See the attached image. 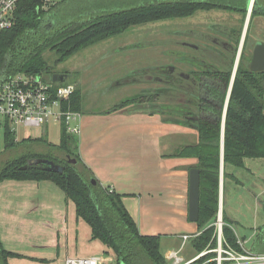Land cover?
<instances>
[{"label": "trees", "instance_id": "obj_1", "mask_svg": "<svg viewBox=\"0 0 264 264\" xmlns=\"http://www.w3.org/2000/svg\"><path fill=\"white\" fill-rule=\"evenodd\" d=\"M70 1L62 0L44 10L40 0H20L15 25L0 31V77L24 72L41 74L45 80L51 81L56 72L44 57L46 50L55 53L56 62H63L81 49L120 34L132 25L187 17L199 10L212 9L239 12L246 17L249 5V0H120L117 3L111 0L90 6L78 14L61 13ZM257 15L264 16V0H255L251 18ZM222 28L233 37L228 42L206 33H199L197 37L212 42L209 56L216 63L214 67H204L191 79L181 78L173 93L168 87L167 67L160 69V74L151 72L152 79L162 87L146 95L126 98L112 109L148 101L151 103L148 108H153V113L170 115L168 122L197 130L198 141L184 145L176 152L179 156L197 158L195 167L200 169L199 233L191 238L196 254L208 246L215 247L217 243L215 223L220 209L222 159L225 194L229 181L236 177L231 168H245L247 158H264V72L254 73L248 69L251 53H245L250 40L247 33L223 128L225 103L243 29ZM216 47L221 53L216 52ZM81 103V91L76 87L70 103L65 105L80 111ZM181 113H193L194 118H185ZM22 142L26 143L25 151L21 150ZM30 143H36L35 148ZM77 143V136L67 132L65 123L61 124L58 144L44 138L17 140L15 134L7 130L5 149L21 150V153L3 164L0 182L4 179L52 181L64 192L67 200L74 202L77 218L91 227L93 239L100 240L113 251L115 264H168L161 249V236L141 234L124 204L123 195L96 179L77 154ZM30 158L52 160L64 166V171L48 170L42 164L23 168ZM222 219L224 238L242 252L231 220L227 215ZM9 255L20 254L3 249L0 242L1 264H6ZM213 256L215 253H210L193 264Z\"/></svg>", "mask_w": 264, "mask_h": 264}, {"label": "rangeland", "instance_id": "obj_2", "mask_svg": "<svg viewBox=\"0 0 264 264\" xmlns=\"http://www.w3.org/2000/svg\"><path fill=\"white\" fill-rule=\"evenodd\" d=\"M105 1L109 2L111 0H71L69 5L65 4L61 13L75 12V14H78L90 6L103 4ZM247 16L248 13L246 17H243L241 13L235 14L226 10H200L188 17L132 26L123 35L117 36L116 40L127 41L130 37H134L138 41H143L139 38L145 40L147 36L145 34L157 29L160 33L168 35L173 32V44L172 40H167L165 44H160L159 49H153L152 54L137 55L136 57H141L145 61L151 59V63L158 64L159 67H157L156 72L153 71L154 74L162 73L160 69L166 68L172 62L185 68L184 70H188V64H181V60H179L181 55L189 52L190 55L197 56L198 52L189 49V46L182 44V41L203 46L206 43L197 38L199 33L213 34V32L222 31V27L243 29ZM246 33L249 35L250 40L245 53H251L252 56L255 42L259 41L258 39L264 40V16L257 15L251 18L250 14ZM214 35L216 34L214 33ZM222 36L226 40L230 39L228 34L222 33ZM106 46L105 42L97 43L87 48L88 50L79 51L63 62H56V55L53 51L46 50L44 52V57L53 72L69 75L64 81L65 84L71 83L80 90L83 89L81 106L83 114L87 111H95L106 115L104 111L114 108L122 100L149 94L152 90L163 86L155 79L147 80V78L138 83L136 80L141 79L144 73L152 76L153 72L135 71L138 67L137 63L114 64L112 62L114 56L99 55L98 51L108 50ZM243 47L244 42L242 49ZM98 57L101 58L99 65H91L86 70L85 65L90 63L91 60L96 61ZM104 58L107 59L103 62ZM72 75L74 76L72 77ZM77 81L78 83H76ZM117 83H122V85L116 86ZM78 84H80V87ZM148 104L151 105L148 101L142 104L133 103L129 105V108H145L146 106L145 109L149 110ZM155 109L158 110V107ZM150 110L154 112L153 108H150ZM128 114L132 117L136 116L134 112ZM157 116H160L163 121H167V118L170 117L169 114L159 113H157ZM172 123L180 128H188L191 131L190 138L193 139L194 136L196 140L197 130L195 128L177 122ZM60 133V123H50L47 133L43 127H18L15 137L20 140L23 138H44L57 144L60 141ZM195 140H189V142L185 140V144L196 142ZM30 145L35 148L36 143L35 145L30 143ZM78 146L79 143H77ZM20 147L23 148L22 151H25L26 143L22 142ZM40 148L45 149L46 147L40 146ZM21 150L19 152L17 150L10 151L6 150L5 147L0 150V169L11 157L19 155ZM245 161L247 167L250 170L252 169L254 173H252V170L246 169L247 167L245 168L243 176L247 177V182H243L242 185L239 184L241 190L238 191L236 196L234 195L233 199L231 198L234 193H229L228 186L225 194L222 192V217L224 218V215H227L231 220V225L246 250L264 252V243L256 244V240H260V237L264 236V159L247 158ZM234 169L236 170V168ZM235 180L239 181L236 177L234 180L229 181L234 187L238 185ZM47 186H50L52 190L46 189ZM152 209L158 211L160 209L158 203H155ZM0 211L2 214L0 220L1 247L20 254L19 256L9 255L6 264H64L68 257L90 256L101 257L103 264H115L116 256L113 251L108 249L100 240L93 239L91 227L84 220L77 218L74 202L67 200L64 192L52 181L37 183V181L27 179L2 180L0 182ZM137 219L141 222V217L138 216ZM148 219L145 221L147 222ZM160 222L163 221L160 220ZM168 229L170 233H177V230L172 226ZM140 232L144 234L142 230ZM162 237L164 238L161 241L163 250L167 248V245L170 246V244L163 246L166 241L172 243L173 239L169 238L176 237L179 240L174 234L173 236ZM181 242L176 241L174 246L179 248ZM181 252L186 258H190L197 253L191 242H187Z\"/></svg>", "mask_w": 264, "mask_h": 264}, {"label": "crops", "instance_id": "obj_3", "mask_svg": "<svg viewBox=\"0 0 264 264\" xmlns=\"http://www.w3.org/2000/svg\"><path fill=\"white\" fill-rule=\"evenodd\" d=\"M115 1L117 3L120 0ZM250 1L251 0H249V4ZM233 13L239 14V12ZM167 20L168 19L159 21L166 22ZM152 22H145L132 26L134 27ZM129 28L120 34L100 41L107 44L106 48L108 50L103 49L98 51L99 55L107 54V57L114 56L112 59L114 64L126 65L129 62L137 63L138 67H136L135 71H156L157 67H159L158 64L151 63V59L145 61L141 59V57L136 56L152 54L153 49H159L160 44H165L167 40H172L171 42L173 44L174 33L172 32V34L169 35L163 34L157 29L149 31V34H145L147 35L145 37L147 41H145L144 38H139L143 41H138V39L130 37L127 41L118 40V42L116 37L123 35ZM91 46L83 48L80 51L88 50L87 48ZM127 54L129 55L126 57ZM106 59L107 58H104L103 62ZM100 60L101 58L99 57L96 61L91 60L90 63L85 65L86 70L91 67V65H99ZM144 74V77L136 80L138 83L142 82V80L144 81V78L151 80L153 77L146 73ZM73 76L74 75H72V77ZM76 83H78V81ZM78 85L80 87V84ZM120 85H122V83H117L116 86ZM80 91L83 102V89ZM129 107L128 105L116 110H112L113 108H111L106 110V112L104 111L106 115L95 111H87V113L83 114L80 110L82 119L80 121V132L77 136L79 143L77 154L103 186L109 187L123 195L124 204L136 220L139 231L142 230L144 235H162L168 237L174 234L178 237L179 240H177L176 237L169 238L173 239L172 243H167L166 241L163 244V246L165 244H170L171 247L167 245V248L163 250L161 245V249L165 256L173 250H180L182 258L189 260L193 256L186 258L182 254L181 251L185 246H183V242H181L179 248H176L174 244L176 241H182L181 236L184 234L195 236L199 233L197 222L189 220V172L192 167H195L198 160L194 157L179 156L176 152L184 145H187V143L185 144V140L189 142V140H195V137L192 135L193 139L190 138L191 131H189L188 128H180L175 126L172 122H169V124L166 120L163 121L160 116H157V113L151 112L150 108L146 110V106L145 108L138 107L136 109H130ZM131 112L136 113V116H130L128 113ZM49 126L50 124L42 126L44 130H46V133ZM195 141H198L197 131ZM246 167L247 164L245 161V168ZM245 168H239L242 171L239 169L235 170L234 168L231 170L240 181L235 180L238 184L236 187H234L231 182L228 183L229 193H234L231 199L241 190L239 184L242 185L243 182H247V177L243 176ZM246 169L249 171L252 170H250L249 167ZM252 173H254L253 170ZM39 182L43 181H37V183ZM45 188L50 189V191L52 190L50 186ZM155 203H158V207L160 208L158 211L152 209ZM138 216L141 217V222L138 221ZM1 218L2 214L0 211V220ZM147 218L149 219L146 222L145 220ZM160 220L163 222H160ZM171 226L177 230V233H170V231H168V228ZM162 236L161 241L162 239L164 240ZM238 239L240 240L239 236ZM188 242H191V240ZM262 243H264V238L261 237L260 240H256V244L260 245ZM253 252L257 251L253 250Z\"/></svg>", "mask_w": 264, "mask_h": 264}, {"label": "built area", "instance_id": "obj_4", "mask_svg": "<svg viewBox=\"0 0 264 264\" xmlns=\"http://www.w3.org/2000/svg\"><path fill=\"white\" fill-rule=\"evenodd\" d=\"M62 0H40L42 9L47 10ZM20 0H0V31L11 28L16 23V9ZM76 90L74 84L47 81L41 74L18 72L0 77V150L5 147L7 130L16 135L18 127H42L50 123H65L67 132L78 135L80 132L81 111L72 110L66 104ZM216 246L207 247L189 260L182 258L179 251H171L166 260L168 264H193L199 258L210 253L215 256L198 264H264V252L244 249L243 242L238 241L243 251L233 248L223 236L222 210L219 209L216 221ZM193 236H181L183 246ZM64 264H103L101 257H68Z\"/></svg>", "mask_w": 264, "mask_h": 264}, {"label": "water", "instance_id": "obj_5", "mask_svg": "<svg viewBox=\"0 0 264 264\" xmlns=\"http://www.w3.org/2000/svg\"><path fill=\"white\" fill-rule=\"evenodd\" d=\"M255 0H251L248 7V16L245 22V26L242 31V36L240 39V45L238 48V53L234 65V70L232 74V79L230 83V88L227 94V99L225 103L224 116H223V128H224V119L226 115L227 103L229 100L231 87L236 75L238 63L240 60L241 50L243 42L246 36V31L249 23L250 14L254 8ZM248 69L254 73L264 72V41L255 42L252 50L251 60L248 64ZM68 74L65 73H54L52 75V81L54 82H64L68 78ZM223 149V147H222ZM33 164H42L48 170L62 173L64 171V166L54 163L52 160L46 158H30L27 161V164L23 168H27ZM222 192H223V159L221 164V190H220V207L222 210ZM200 212V169L198 167H192L189 172V220L192 222H197ZM1 264V262H0Z\"/></svg>", "mask_w": 264, "mask_h": 264}, {"label": "flooded vegetation", "instance_id": "obj_6", "mask_svg": "<svg viewBox=\"0 0 264 264\" xmlns=\"http://www.w3.org/2000/svg\"><path fill=\"white\" fill-rule=\"evenodd\" d=\"M216 34L215 36L217 38H220L225 41H229L232 37V35L228 34L226 31H219V32H213L212 35ZM222 33L228 34L230 39H225V37L222 36ZM204 34V33H203ZM210 34V33H206ZM205 40V39H204ZM203 40V41H204ZM217 41L216 39L214 42ZM188 43V44H187ZM206 44H203V46L195 43H190L187 41H182V44L189 46V49H193L196 52H198V55H190L189 52L183 53L181 55V64L187 63L189 68L188 70H184L185 68L180 67L179 65L175 64L174 62L169 63V65L166 68V75L168 76V87L170 88L171 92L173 93L174 90L178 88V85H175L177 82L180 81L181 78L191 79L190 77L193 75L198 74V71L202 70L204 67H214L216 65L215 62L210 60V52L213 49L212 42H207L205 40ZM216 52L221 53V49L219 47H216ZM253 50V49H252ZM173 57V56H172ZM183 90L184 87H181ZM186 92V90H185ZM182 116L185 118H194L193 113H181Z\"/></svg>", "mask_w": 264, "mask_h": 264}]
</instances>
